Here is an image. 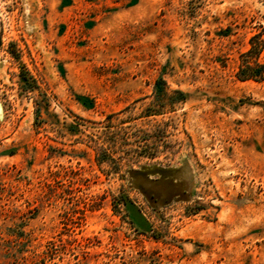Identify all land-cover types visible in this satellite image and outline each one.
Masks as SVG:
<instances>
[{
	"label": "rangeland",
	"instance_id": "rangeland-1",
	"mask_svg": "<svg viewBox=\"0 0 264 264\" xmlns=\"http://www.w3.org/2000/svg\"><path fill=\"white\" fill-rule=\"evenodd\" d=\"M0 264H264V0H0Z\"/></svg>",
	"mask_w": 264,
	"mask_h": 264
},
{
	"label": "trees",
	"instance_id": "trees-1",
	"mask_svg": "<svg viewBox=\"0 0 264 264\" xmlns=\"http://www.w3.org/2000/svg\"><path fill=\"white\" fill-rule=\"evenodd\" d=\"M247 53L250 54L254 53V56L257 54V49L254 44H251V48L247 51ZM262 71L263 70L260 64L258 63L251 64L249 61H245L242 63L238 73L241 79H248V78L259 77L262 74ZM177 92L182 95V92L180 91Z\"/></svg>",
	"mask_w": 264,
	"mask_h": 264
}]
</instances>
